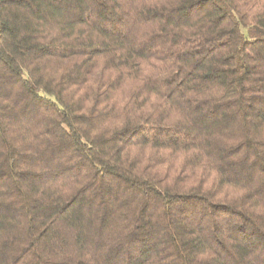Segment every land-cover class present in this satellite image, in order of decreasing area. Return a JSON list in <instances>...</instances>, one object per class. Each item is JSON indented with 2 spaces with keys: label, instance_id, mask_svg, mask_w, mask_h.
<instances>
[{
  "label": "trees",
  "instance_id": "16d2710c",
  "mask_svg": "<svg viewBox=\"0 0 264 264\" xmlns=\"http://www.w3.org/2000/svg\"><path fill=\"white\" fill-rule=\"evenodd\" d=\"M0 264H264V0H0Z\"/></svg>",
  "mask_w": 264,
  "mask_h": 264
}]
</instances>
